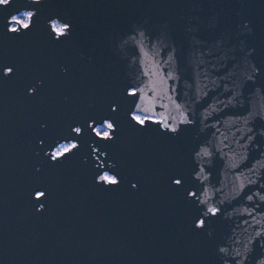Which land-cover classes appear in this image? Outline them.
I'll return each mask as SVG.
<instances>
[{
	"label": "water",
	"instance_id": "obj_1",
	"mask_svg": "<svg viewBox=\"0 0 264 264\" xmlns=\"http://www.w3.org/2000/svg\"><path fill=\"white\" fill-rule=\"evenodd\" d=\"M0 264H264V0L0 4Z\"/></svg>",
	"mask_w": 264,
	"mask_h": 264
},
{
	"label": "snow or ice",
	"instance_id": "obj_2",
	"mask_svg": "<svg viewBox=\"0 0 264 264\" xmlns=\"http://www.w3.org/2000/svg\"><path fill=\"white\" fill-rule=\"evenodd\" d=\"M135 93H133V95H134ZM141 124L142 123H144V121L143 120H140L139 121ZM107 127L108 128H112V124L111 123H109L108 125H107ZM75 131H79V128H76L75 129ZM72 147L73 148H75L76 146L75 145H72ZM68 149H64V151H67ZM63 154H64V152L63 151H61V152H57V153H55V154H53L51 157H52V159H57V157H59V156H63ZM103 179H105V180H108V177H104ZM108 182L109 183H111V184H116L117 182L115 181V180H108ZM175 184L176 185H181V180H179V179H177V180H175ZM45 197V195H44V193L43 192H39L38 194H37V199H39V200H41V199H43ZM210 211H214V210H210Z\"/></svg>",
	"mask_w": 264,
	"mask_h": 264
},
{
	"label": "clouds",
	"instance_id": "obj_3",
	"mask_svg": "<svg viewBox=\"0 0 264 264\" xmlns=\"http://www.w3.org/2000/svg\"><path fill=\"white\" fill-rule=\"evenodd\" d=\"M12 0H0V4H9L11 3ZM29 12H32V11H25L23 14H28ZM34 13V12H33ZM16 15H13L12 18H11V21L13 19H15ZM12 73V69L11 68H8L5 70V75H10ZM30 91H34V90H30ZM54 161V159H52ZM113 186H118V185H113ZM135 187V185L133 186ZM38 194V193H37ZM37 194H36V197H37ZM37 199V198H36ZM38 200V199H37ZM40 211H43V206H41V208L39 209Z\"/></svg>",
	"mask_w": 264,
	"mask_h": 264
},
{
	"label": "flooded vegetation",
	"instance_id": "obj_4",
	"mask_svg": "<svg viewBox=\"0 0 264 264\" xmlns=\"http://www.w3.org/2000/svg\"><path fill=\"white\" fill-rule=\"evenodd\" d=\"M21 16H24V15H21ZM97 132H98V134H100V135H104V134L107 133V130L104 129V128H97ZM69 147H70L69 145L61 144L60 147H59V149L56 151V153H57V152H61V151L64 152V149H65V148L69 150V149H70Z\"/></svg>",
	"mask_w": 264,
	"mask_h": 264
},
{
	"label": "rangeland",
	"instance_id": "obj_5",
	"mask_svg": "<svg viewBox=\"0 0 264 264\" xmlns=\"http://www.w3.org/2000/svg\"><path fill=\"white\" fill-rule=\"evenodd\" d=\"M25 16V15H24ZM19 20H23L25 23L28 21L27 20V16H25V19H22L21 17H19Z\"/></svg>",
	"mask_w": 264,
	"mask_h": 264
},
{
	"label": "trees",
	"instance_id": "obj_6",
	"mask_svg": "<svg viewBox=\"0 0 264 264\" xmlns=\"http://www.w3.org/2000/svg\"><path fill=\"white\" fill-rule=\"evenodd\" d=\"M22 19H25V16H21Z\"/></svg>",
	"mask_w": 264,
	"mask_h": 264
}]
</instances>
